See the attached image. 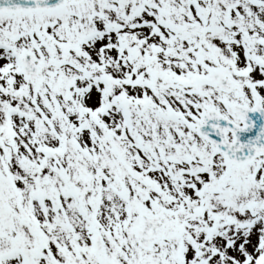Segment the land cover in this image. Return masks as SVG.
Instances as JSON below:
<instances>
[{"label":"snow or ice","instance_id":"snow-or-ice-1","mask_svg":"<svg viewBox=\"0 0 264 264\" xmlns=\"http://www.w3.org/2000/svg\"><path fill=\"white\" fill-rule=\"evenodd\" d=\"M0 264H264V0H0Z\"/></svg>","mask_w":264,"mask_h":264}]
</instances>
